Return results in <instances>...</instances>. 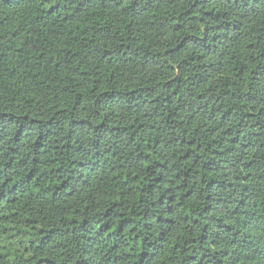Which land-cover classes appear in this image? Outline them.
<instances>
[{"label": "trees", "instance_id": "16d2710c", "mask_svg": "<svg viewBox=\"0 0 264 264\" xmlns=\"http://www.w3.org/2000/svg\"><path fill=\"white\" fill-rule=\"evenodd\" d=\"M0 264H264V0H0Z\"/></svg>", "mask_w": 264, "mask_h": 264}]
</instances>
